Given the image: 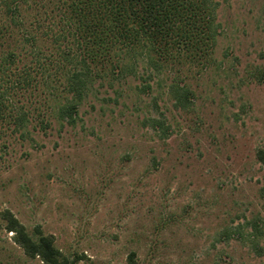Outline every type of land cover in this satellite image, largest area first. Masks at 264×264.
Returning a JSON list of instances; mask_svg holds the SVG:
<instances>
[{
    "label": "rangeland",
    "instance_id": "1",
    "mask_svg": "<svg viewBox=\"0 0 264 264\" xmlns=\"http://www.w3.org/2000/svg\"><path fill=\"white\" fill-rule=\"evenodd\" d=\"M217 1L213 61L186 78L188 108L175 106L166 72L144 94L134 77L96 80L73 126L50 109L44 129L1 123L0 212L30 233L39 225L77 264H264V0ZM21 92L11 102L39 104ZM153 98L165 139L144 123L158 116ZM1 224L0 264H43Z\"/></svg>",
    "mask_w": 264,
    "mask_h": 264
},
{
    "label": "trees",
    "instance_id": "2",
    "mask_svg": "<svg viewBox=\"0 0 264 264\" xmlns=\"http://www.w3.org/2000/svg\"><path fill=\"white\" fill-rule=\"evenodd\" d=\"M218 7L217 0H0V124L20 134L31 121L44 129L50 109L58 121L73 126L96 80L134 77L144 94L166 72L174 73L167 86L175 106L188 108L194 93L185 80L193 67L213 61ZM18 91L35 102L38 97L39 104L27 108L11 102ZM149 107L158 116L144 123L167 138L155 98ZM256 157L264 165V149ZM0 215L2 228L26 256L43 264L78 263V256L63 254L39 225L30 233L9 209ZM246 224L252 228L247 238L257 247L261 226ZM242 225L232 231L239 234ZM224 235L229 237L228 228Z\"/></svg>",
    "mask_w": 264,
    "mask_h": 264
}]
</instances>
